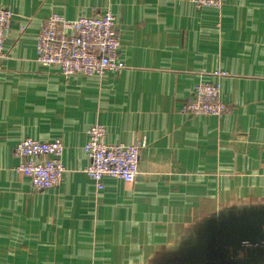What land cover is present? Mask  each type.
Masks as SVG:
<instances>
[{
  "label": "crops",
  "instance_id": "1",
  "mask_svg": "<svg viewBox=\"0 0 264 264\" xmlns=\"http://www.w3.org/2000/svg\"><path fill=\"white\" fill-rule=\"evenodd\" d=\"M15 16L0 61V264H221L224 217L264 213V0H0ZM110 11L127 69L64 77L37 62L47 18ZM225 73L219 77L215 73ZM219 83L222 117L183 111L200 82ZM145 145L133 184L85 173L89 130ZM61 139L59 187L18 173L24 139ZM224 218V219H223ZM227 221V222H224ZM234 261V257L230 258ZM237 264H264L260 258Z\"/></svg>",
  "mask_w": 264,
  "mask_h": 264
},
{
  "label": "built area",
  "instance_id": "2",
  "mask_svg": "<svg viewBox=\"0 0 264 264\" xmlns=\"http://www.w3.org/2000/svg\"><path fill=\"white\" fill-rule=\"evenodd\" d=\"M199 10L221 11L224 0H188ZM15 14L0 7V61L6 59L5 43ZM121 40L116 17L110 11L92 17L68 20L51 14L37 36V62L46 68H57L67 78L85 76L103 78L108 73L119 74L127 69L120 58ZM216 76H225L217 72ZM183 111L193 117H222L229 107L221 100L219 83L200 82ZM106 127L95 124L89 130L84 150L89 159L85 173L97 191L104 189L106 177L133 184L139 175L141 151L145 145L107 143ZM64 145L61 139L21 141L15 156L20 159L18 173L24 175L33 190L44 191L61 185L66 171L63 165Z\"/></svg>",
  "mask_w": 264,
  "mask_h": 264
},
{
  "label": "water",
  "instance_id": "3",
  "mask_svg": "<svg viewBox=\"0 0 264 264\" xmlns=\"http://www.w3.org/2000/svg\"><path fill=\"white\" fill-rule=\"evenodd\" d=\"M260 214L237 219L224 217L228 222L219 225L214 238L221 249L230 252L221 264H237L264 255V213ZM232 256L234 261L230 260Z\"/></svg>",
  "mask_w": 264,
  "mask_h": 264
}]
</instances>
